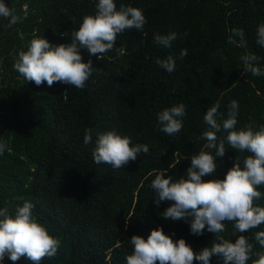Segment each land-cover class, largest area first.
Masks as SVG:
<instances>
[{"label":"trees","instance_id":"1","mask_svg":"<svg viewBox=\"0 0 264 264\" xmlns=\"http://www.w3.org/2000/svg\"><path fill=\"white\" fill-rule=\"evenodd\" d=\"M98 0H4L27 18L12 27L0 17V208L15 215L24 201L34 204L33 214L49 234L60 240L53 257L40 264H126L134 246L133 235L147 240L150 232L163 228L173 241L185 239L195 253L211 246L214 234L193 235L190 223L165 221L161 213L170 202L155 203L151 181L158 170L168 169L178 180L199 153L208 130L207 109L219 104L218 122L227 118L232 100L239 104L237 129L248 123L264 125V75L244 71L241 57L254 54L264 69V46L257 43V28L264 23V0H114L143 11L147 23L142 31L118 34L112 50L91 55L81 50L84 62L94 71L83 89L45 81L27 82L13 64L34 36L50 44L70 43L84 16L96 14ZM233 29H242L245 46ZM177 33L171 47L154 43L156 34ZM235 41L230 43L229 39ZM183 49L187 55L180 56ZM175 59L172 73L156 64V58ZM183 103V127L169 136L159 130L157 113ZM92 142L83 143L86 129ZM115 131L129 136L132 144H147L125 167L113 169L92 157L98 133ZM227 133L221 127L220 138ZM216 157L217 170L203 180L223 179L239 160L251 155L232 149ZM214 155V152H213ZM186 178V177H185ZM264 194V185L258 186ZM264 206V198L255 201ZM226 239L235 242L234 222L225 221ZM264 224L242 233L253 243L258 259L264 247L255 241ZM237 236L240 233L236 234ZM0 264H12L5 257ZM16 264H32L21 257ZM158 264V262H157ZM194 264H201L195 261ZM210 264H222L215 255Z\"/></svg>","mask_w":264,"mask_h":264},{"label":"clouds","instance_id":"2","mask_svg":"<svg viewBox=\"0 0 264 264\" xmlns=\"http://www.w3.org/2000/svg\"><path fill=\"white\" fill-rule=\"evenodd\" d=\"M27 8V5L23 6L24 15L20 16L15 8H9L4 0H0V17L8 19L7 27H12L27 18ZM96 9L94 16H84L79 29L72 32L70 43L53 45L45 38L34 36L27 50L19 51L13 68L27 82H34L37 86L46 81L49 87L54 82H61L83 89L94 67L91 60L84 62L81 50L87 49L101 59L114 48L118 34L128 29L142 31L147 23L141 9L121 4L117 10L114 0H98ZM232 31L241 38L239 46H245L243 30ZM177 35L175 32L156 34L154 43L169 48ZM229 42L235 43L231 38ZM257 43L264 46V23L257 28ZM186 55L187 49H183L180 56ZM241 60L245 72L253 76L264 75V69L256 63L259 60L256 55L246 54ZM155 62L169 73L175 70V59L171 55L163 60L157 57ZM218 109V103L207 109L203 119L208 130L201 136L207 143L198 154L185 158L191 161L186 173L173 180L168 169L158 170L150 185L157 205L170 202L161 213L162 218L190 223L193 235H202L207 226V231L214 234L211 246L195 253L185 239L173 241L163 228L158 227L150 232L147 240L139 235L131 237L134 249L126 257V264H194V260L210 264L214 255L222 260V264H247L252 259L254 245L242 233L264 224V206L255 203L264 198V194L257 190L258 186L264 185V125L254 130L250 122L237 129L239 104L236 100L228 105L227 118L221 116L222 124L217 119ZM185 115L186 105L183 103L164 108L157 113L159 130L169 136L179 133ZM221 127L227 133L224 138L217 136ZM92 131L90 128L85 130V145L92 142ZM225 142L232 149L251 155L243 160V167L238 159L235 160L223 179L203 180L205 176L215 175L216 157H223L227 151ZM95 145L92 151L94 162L111 165L113 169L123 168L141 153L149 152L147 144L133 145L129 136H121L115 131L98 133ZM6 147L0 143V154ZM33 208L32 202L24 201L22 206H17L14 216L6 207L0 208V262L7 257L16 264L21 257H26L32 264H40L45 257L56 255L60 240L51 236L37 220ZM225 221L234 222L232 235L236 236L235 242L222 235L226 231ZM254 239L264 247V231L256 232ZM255 255L258 259L252 260V264H264V253L256 252Z\"/></svg>","mask_w":264,"mask_h":264}]
</instances>
